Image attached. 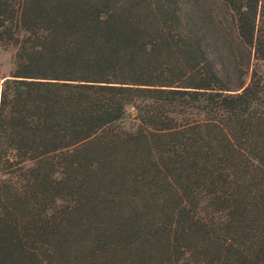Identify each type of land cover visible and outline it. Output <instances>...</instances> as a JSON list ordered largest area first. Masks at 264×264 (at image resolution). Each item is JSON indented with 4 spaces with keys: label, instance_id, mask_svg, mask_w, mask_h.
<instances>
[{
    "label": "trees",
    "instance_id": "obj_1",
    "mask_svg": "<svg viewBox=\"0 0 264 264\" xmlns=\"http://www.w3.org/2000/svg\"><path fill=\"white\" fill-rule=\"evenodd\" d=\"M0 264H264V0H0Z\"/></svg>",
    "mask_w": 264,
    "mask_h": 264
},
{
    "label": "rangeland",
    "instance_id": "obj_2",
    "mask_svg": "<svg viewBox=\"0 0 264 264\" xmlns=\"http://www.w3.org/2000/svg\"><path fill=\"white\" fill-rule=\"evenodd\" d=\"M10 68V52L0 49V74H6Z\"/></svg>",
    "mask_w": 264,
    "mask_h": 264
}]
</instances>
